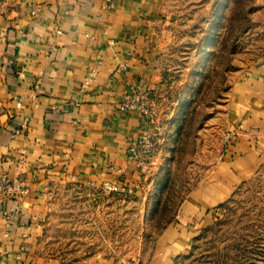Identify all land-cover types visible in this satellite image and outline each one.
<instances>
[{
  "label": "crops",
  "instance_id": "crops-1",
  "mask_svg": "<svg viewBox=\"0 0 264 264\" xmlns=\"http://www.w3.org/2000/svg\"><path fill=\"white\" fill-rule=\"evenodd\" d=\"M106 5L0 0V177L28 190L0 195V264L120 263L113 255L69 262L41 245L53 185L140 182L126 150L149 123L136 111H119L118 103L130 83L158 86L163 0ZM228 117L226 149L161 229L146 264H174L189 253L199 229L263 160L264 53L234 84Z\"/></svg>",
  "mask_w": 264,
  "mask_h": 264
},
{
  "label": "rangeland",
  "instance_id": "rangeland-1",
  "mask_svg": "<svg viewBox=\"0 0 264 264\" xmlns=\"http://www.w3.org/2000/svg\"><path fill=\"white\" fill-rule=\"evenodd\" d=\"M157 31V116L152 148L136 164L137 192L53 185L41 239L47 255L146 264L161 229L218 162L232 88L264 53V0H163ZM174 264H264V157Z\"/></svg>",
  "mask_w": 264,
  "mask_h": 264
},
{
  "label": "built area",
  "instance_id": "built-area-1",
  "mask_svg": "<svg viewBox=\"0 0 264 264\" xmlns=\"http://www.w3.org/2000/svg\"><path fill=\"white\" fill-rule=\"evenodd\" d=\"M106 9L113 8V0H106ZM35 13V10L32 11V14ZM59 32V31H58ZM101 65V61H98L96 65L90 70L92 75H95ZM85 83H88L86 80ZM152 94L148 87H146L141 82H133L128 84V90L124 93L118 103V110L121 112H138L141 117L148 123L156 120L157 111L152 101ZM232 135L229 132L226 135L222 151L226 149L228 142L230 141ZM152 148V141L149 134L144 133L138 136L136 139L131 141L127 146V159L136 164L143 163L144 158L147 156V153ZM139 187L138 182L131 184L127 187L126 185L103 182L101 184V189L110 193H132L137 190ZM27 189L21 185L20 182L12 181L7 177H0V195H23L27 193ZM119 264H127L121 262Z\"/></svg>",
  "mask_w": 264,
  "mask_h": 264
}]
</instances>
